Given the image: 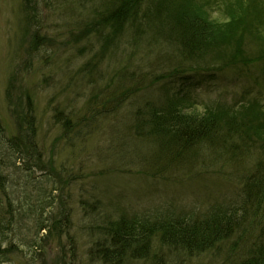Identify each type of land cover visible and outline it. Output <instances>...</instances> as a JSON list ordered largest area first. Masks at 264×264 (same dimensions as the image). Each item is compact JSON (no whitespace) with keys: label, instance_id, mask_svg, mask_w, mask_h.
I'll use <instances>...</instances> for the list:
<instances>
[{"label":"rangeland","instance_id":"obj_1","mask_svg":"<svg viewBox=\"0 0 264 264\" xmlns=\"http://www.w3.org/2000/svg\"><path fill=\"white\" fill-rule=\"evenodd\" d=\"M214 14L217 16L215 11L211 16ZM34 15L28 25L21 0H0V116L10 135L15 122L7 109L5 87L14 73L17 81L33 91L35 114L40 123L39 144L45 147L54 167L51 171L29 169L25 160L19 158L17 164L14 159L8 168L10 198L18 217L10 241L21 245L10 252V264H75V261L94 264L87 254L92 238L83 228L92 220L80 205L85 200L97 201L94 210L103 218L126 212L150 219L190 212L200 215L210 207L230 206L236 199V203L240 201L239 177L245 172L243 165L235 169L213 162L200 149L193 162L185 165L163 162L157 166L158 143L149 136H139L135 125L142 122L151 107L165 110L174 100H179V110L187 112H200L204 103L217 99L228 105L256 102L264 106L262 65L225 72L232 62L227 63L224 57L237 55L236 49L230 48L229 53L217 51L218 55L206 63L188 65L200 67L199 73L191 71L189 80H154L152 71L159 73L162 68V72L168 73L176 63L175 59L171 65L165 58L160 59L166 46L156 44L147 51L141 48L142 41L140 48L133 49L128 48L127 37L122 42L112 37L103 52L100 41L95 39H91L96 42L90 49L86 41L92 35H78L85 16L70 7L69 1L59 6L40 2ZM248 52L242 51V57H247ZM85 62L89 63L90 71L84 70ZM215 64L220 65L212 67ZM16 80L15 85H19ZM132 87L136 88L132 90ZM112 92H130L118 104L114 115L105 119L97 115L89 122L78 124L73 131L61 133V123L54 119L58 110L64 108L68 113L73 107L78 112L74 115L77 120L86 115L83 108L92 95L108 101L113 98L108 95ZM70 169L72 175H78L71 182ZM25 196L34 200L31 210L23 202ZM65 211L71 219V230L69 226L66 232L69 239L64 234L58 237L54 230L52 234L45 230L35 234L38 217L51 225L53 214L56 212L58 216ZM249 236L244 240L246 243L255 235ZM230 244L190 264H236V248L230 250ZM71 258L74 263L70 262Z\"/></svg>","mask_w":264,"mask_h":264},{"label":"trees","instance_id":"obj_2","mask_svg":"<svg viewBox=\"0 0 264 264\" xmlns=\"http://www.w3.org/2000/svg\"><path fill=\"white\" fill-rule=\"evenodd\" d=\"M64 1H69L70 7L85 16L84 27L78 35H92L86 41L90 49L94 42L100 41V51L103 52L106 43L113 38L122 42L125 37L128 48H140L142 41L141 48L147 51L156 44L166 46L167 50L163 56L159 55L160 59L165 58L169 65L172 59L176 63L168 73L162 72V68L159 73L158 70L152 71L154 80L180 77L191 69L198 72L200 67L188 65L206 63L204 61L218 55L217 51L229 53L230 48H235L234 54H237L224 57L227 63L232 62L230 66L255 60L263 62L264 59V0H21L24 20L30 25L40 2L59 6ZM213 11L221 18L217 19L215 14L211 16ZM221 44L226 47H219ZM253 49L259 51L255 53ZM246 50L250 52L247 57H242V51ZM88 64L84 63L85 71H90ZM91 75L90 72V79ZM15 80L13 73L5 87L7 109L15 122L10 135L6 133L7 126L0 116V264H10V252L21 247L20 243L10 241L18 217L10 198L8 168L14 159L17 164L19 158H23L29 169L54 170L53 160L39 144L40 123L35 114L33 91L19 80H16L19 85H15ZM129 93H108L113 97L108 101L92 95L83 108L86 112L83 117L74 119L78 112L70 107L68 113L64 108L58 110L54 119L61 123V133L65 135L66 131H73L78 124L89 122L97 115L104 119L114 115L118 104ZM135 132L158 143L157 166L163 162L166 165L193 162L200 149L206 151L213 162L231 165L235 169L243 165L245 172L239 177L242 181L241 199L238 203L236 199L230 206L210 207L200 215L190 212L162 215L160 219L126 212L103 218L94 210L97 201L84 199L80 205L85 208L84 214L92 217L91 224L88 222L83 226L92 238L87 253L93 258L90 261L94 264H136L139 261L146 264H190L198 257L217 253L231 243L230 250L236 248V264H264V110L253 105L233 111L219 101L209 102L200 112L172 108L161 113L151 107L142 122L137 121ZM72 171L70 169V182L78 178V175L71 174ZM23 202L31 210L34 200L25 196ZM55 214L51 225L40 217L36 219L35 223L39 224L35 227L36 235L41 230L51 234L54 230L58 237L66 236L69 226L71 230L69 212ZM97 218L103 221L94 222L93 219ZM249 234L255 236L246 243L244 240ZM72 259L70 262L74 263Z\"/></svg>","mask_w":264,"mask_h":264}]
</instances>
